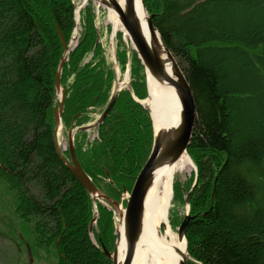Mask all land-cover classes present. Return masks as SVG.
<instances>
[{
  "label": "trees",
  "instance_id": "obj_1",
  "mask_svg": "<svg viewBox=\"0 0 264 264\" xmlns=\"http://www.w3.org/2000/svg\"><path fill=\"white\" fill-rule=\"evenodd\" d=\"M143 1L195 101L188 264H264V0ZM74 11L72 0H0V211L9 202L8 232L33 257L52 252L56 264H111L101 247L113 250V213L96 205L93 243L94 203L60 160L54 136L55 74L64 54L57 30L68 42ZM93 21L89 3L61 73L65 131L88 123L110 97L114 72ZM117 58L124 69V50ZM130 76L133 95L145 99L134 54ZM129 113L137 125L126 121ZM96 132L84 151L86 133H76L77 159L101 192L119 200L149 156V112L125 90Z\"/></svg>",
  "mask_w": 264,
  "mask_h": 264
},
{
  "label": "water",
  "instance_id": "obj_2",
  "mask_svg": "<svg viewBox=\"0 0 264 264\" xmlns=\"http://www.w3.org/2000/svg\"><path fill=\"white\" fill-rule=\"evenodd\" d=\"M94 1L117 14V19L128 35L138 59L144 67L145 73L158 83H167L172 86L181 105L179 123L175 127L159 130L154 133L151 153L134 183L131 194L127 200L126 209L123 212L120 210V203L100 193L81 168L73 145V135L75 131L68 134L69 162L58 152L62 163L76 178L84 190L92 197L93 201L106 202L118 211L119 219L123 225L122 237L126 246L124 259L122 262L118 260L119 236L116 238L113 253H109L105 248H103V253L105 257L111 260L112 264H131L135 254L136 244L142 232L145 215V200L153 185L154 174L159 168L173 164L186 153L196 120L195 101L183 72L168 48L162 42L161 37L152 23L151 16H147V28L152 36V40H148L145 32L143 33V24L138 18L135 10V0H123L122 2L118 0ZM141 2L143 9H145L142 0ZM58 34L63 47L66 48V41L59 30ZM154 38H156V40ZM148 41H150V43ZM64 63L65 59L62 58L55 75V91L57 94H60L58 108L54 111V118L57 124L60 123L65 95L60 83L61 71ZM169 65L174 70L173 75L176 78L174 80L167 74L166 68ZM118 91L119 90L115 87L113 95L97 124H101L110 113L115 104ZM137 102L142 104L139 101ZM89 128H91V126L80 128L79 130H87ZM186 203L188 204V199ZM189 220V215H186L178 228V240L180 241L185 239V230ZM91 224H93V222H91ZM91 230L92 227L90 226L89 231L91 232ZM28 258L29 264H31L32 257L29 251ZM181 264H187L186 258H184Z\"/></svg>",
  "mask_w": 264,
  "mask_h": 264
},
{
  "label": "bare ground",
  "instance_id": "obj_3",
  "mask_svg": "<svg viewBox=\"0 0 264 264\" xmlns=\"http://www.w3.org/2000/svg\"><path fill=\"white\" fill-rule=\"evenodd\" d=\"M81 3L86 0H80ZM119 2L123 0H118ZM122 4V3H121ZM106 22L112 26L113 33L122 31L124 42L129 45L128 37L122 30L117 14L109 9L103 8ZM135 10L138 18L143 24V33L148 40L152 36L147 28V13L143 9L141 0H135ZM106 23V24H107ZM156 40V38H154ZM150 43V41H148ZM167 74L171 79L173 68L169 65ZM119 82L117 88L127 85L128 74L117 73ZM147 89L149 96L143 105L151 113L154 131L165 130L179 123L181 105L175 90L167 83H158L155 79L147 78ZM193 164L187 154H183L176 162L159 168L154 174L153 185L145 200V215L141 235L136 244L135 254L131 264H181L186 258V242L178 240V236L171 226L169 212L172 204V183L177 174L190 173ZM120 237L118 244V260L122 262L126 253L123 241V225L120 221L117 227Z\"/></svg>",
  "mask_w": 264,
  "mask_h": 264
},
{
  "label": "rangeland",
  "instance_id": "obj_4",
  "mask_svg": "<svg viewBox=\"0 0 264 264\" xmlns=\"http://www.w3.org/2000/svg\"><path fill=\"white\" fill-rule=\"evenodd\" d=\"M73 2L76 7H79L81 5L80 0H73ZM91 5L93 6L92 3ZM92 8H93V15H94V21H93L94 28L96 29V32L99 36V44L102 46L101 47L103 48L102 50H104L103 55L105 57L106 62L112 66L111 68L114 71L115 64H113V61H112L113 55L116 56L118 52L124 50V52H126L127 54V62L129 60V63H130L132 54H134L133 51L131 50V46L130 45L128 46L123 41L122 37L118 33L115 34L114 37H112L111 36L112 31H113L112 26L106 22L104 11L101 8L98 10L95 9V7H92ZM81 34H82V29L78 25L77 40L79 39ZM74 45H76V42H74L71 46H74ZM88 58L89 56H87V59H86L87 61H88ZM117 66H118L117 69L119 72V69H121L119 61L117 63ZM126 69L127 68L125 67V71ZM116 77H117V73H116ZM71 79L72 78L69 79V82L71 81ZM100 111H101L100 109H97V108L94 109L91 115L92 121H95L98 118ZM126 121L134 125H137L136 120L131 115V113L127 114ZM116 135L119 137V139L121 138L120 134L116 133ZM95 138H96L95 131L93 130L86 131V136L83 139V147L85 146L86 141H92ZM57 140L59 144L62 145V146L60 145L61 147L66 146L67 134L66 132L63 131L61 127L58 129V132H57ZM193 175H194L193 170L190 171V173L188 174L187 173L177 174L172 183L173 190L174 188L175 190L179 189L182 195L183 194L186 195L188 193V192L186 193V190L190 182H192L193 180ZM184 195L180 199L178 195L175 197V193H174V196H173L174 200L172 201L171 209L169 212L170 221L175 229L174 230L175 232H177V228L179 224L181 223V221L183 220L184 215L186 213L187 207L184 201L186 197L184 198ZM8 204H7L8 207L6 211H0V264H28V259H27L24 245L14 240L8 232V221L12 213V208ZM117 220H118L117 212H115V215H114L115 227H117L118 225ZM91 238L94 239L93 234L91 235ZM252 239L259 241V239L257 238H252ZM52 262L56 264V259L54 258L52 252L49 255L45 253H39L38 255L34 256V260L32 264H53Z\"/></svg>",
  "mask_w": 264,
  "mask_h": 264
}]
</instances>
